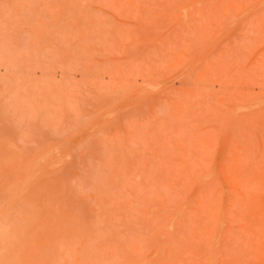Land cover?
Here are the masks:
<instances>
[{"label":"rangeland","instance_id":"rangeland-1","mask_svg":"<svg viewBox=\"0 0 264 264\" xmlns=\"http://www.w3.org/2000/svg\"><path fill=\"white\" fill-rule=\"evenodd\" d=\"M0 264H264V0H0Z\"/></svg>","mask_w":264,"mask_h":264}]
</instances>
